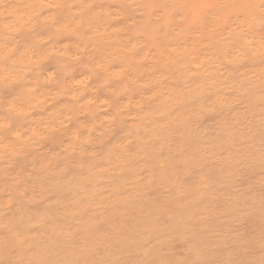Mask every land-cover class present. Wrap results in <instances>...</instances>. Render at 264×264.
Wrapping results in <instances>:
<instances>
[{
    "label": "clouds",
    "instance_id": "clouds-1",
    "mask_svg": "<svg viewBox=\"0 0 264 264\" xmlns=\"http://www.w3.org/2000/svg\"><path fill=\"white\" fill-rule=\"evenodd\" d=\"M12 88L0 264H264V0H0Z\"/></svg>",
    "mask_w": 264,
    "mask_h": 264
},
{
    "label": "bare ground",
    "instance_id": "bare-ground-1",
    "mask_svg": "<svg viewBox=\"0 0 264 264\" xmlns=\"http://www.w3.org/2000/svg\"><path fill=\"white\" fill-rule=\"evenodd\" d=\"M38 35L40 37H44L47 35V33L46 32H40V33H38ZM18 39L20 40L19 49L22 50L23 48L29 46L32 43L33 38L31 35H22ZM65 43H72V41L69 39H62L60 41H57L58 46L63 45ZM118 67H119L118 65L114 66V68H118ZM54 70H55V65H53V64L43 65L41 68V75H47L49 72H52ZM87 75H88V73L86 71H77V72L73 73V76L71 77V79L72 80H79V79L84 78ZM18 91H19V89H17V88L0 89V104H6L9 100L13 99L18 94ZM103 99H110V97L106 94V92L104 90H101L97 93L96 100H97V102H99L100 100H103ZM126 99H127V97H121V101H124ZM68 102L69 101H67L66 98L61 99L52 105V109H61L62 106ZM108 114L109 113H101L99 116L96 117V119H100L101 116H105ZM5 115L6 114L4 112L0 111V117H4ZM42 115H44V114L43 113L37 114V116H42ZM81 122L90 123L91 121L87 117H84V118H81ZM29 126L30 125H27V124L21 125V127H29ZM74 127H75V125H74ZM123 133H124L123 129H117L116 132L114 133L113 137H112V141H110V142H121L124 139ZM66 142H67V140L65 137H57L55 142L45 145V149L48 152H57L63 146V144ZM214 174L215 173H213V175ZM257 178H258V174L248 173V174H245V176L243 177V179L239 183L241 184V186H246L247 184L256 180ZM190 179L191 178L186 180L185 183L190 182ZM218 203H222V200H219ZM243 228H244V231L246 232L247 237H254L258 234V232L260 230V225L253 222V221H249L248 223H246L243 226Z\"/></svg>",
    "mask_w": 264,
    "mask_h": 264
}]
</instances>
